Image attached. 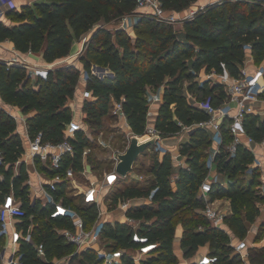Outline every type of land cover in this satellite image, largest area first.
I'll list each match as a JSON object with an SVG mask.
<instances>
[{
	"label": "trees",
	"instance_id": "1",
	"mask_svg": "<svg viewBox=\"0 0 264 264\" xmlns=\"http://www.w3.org/2000/svg\"><path fill=\"white\" fill-rule=\"evenodd\" d=\"M160 1L166 9L180 11L198 0ZM137 8L138 0H36L23 4L21 10L9 9L7 16L11 22L0 19V42L10 40L21 52L43 51L44 58L52 62L68 56L75 38H81L99 22L119 21L124 15L138 14L134 23L135 37L128 28L116 27L113 32L101 25L86 40L81 62L90 74L86 85L95 96L84 106L87 121L99 127L102 117L116 99L123 100L128 122L135 134L145 133L152 119L163 136L179 132L185 126L192 127L190 139L180 147L188 165L178 170L176 191L171 186V179L177 172L176 162L172 153L166 151L161 158L154 159L151 184L127 186L116 195V198H152L151 203L138 205L131 215L142 219L140 232L146 234L150 242H156L157 247L139 263L127 254L125 264L176 262L175 216L183 207L186 211L180 222L184 226L182 247L185 255H194L200 246L209 242L210 251L218 254L221 264H239L238 256H232L230 235L223 228L214 226L201 210L205 201L199 191L211 171L208 159L214 139L208 129L196 125L208 119L209 113L189 98L181 83L186 77L196 78L202 68L208 73H221L222 62L231 75L240 76L249 52L254 55L264 51V0L213 1L185 20L182 35L170 22L139 13ZM93 64L108 67L112 74H94ZM80 79L81 65L77 63L57 66L49 70L47 79L33 80L20 64L7 65L0 60L2 99L21 107L25 113L32 112L28 117L30 134L35 136L42 132L46 140L63 138V129L73 116L68 100L75 96ZM195 84L198 93L193 94L198 99L210 97L212 103L218 105L228 97L225 84L218 79L209 78ZM162 85L164 93L159 110L156 115H151L147 91ZM261 96L264 97V90ZM244 123L250 135L257 141L263 140L264 118L260 114L247 113ZM17 127L16 118L0 105V150L6 161L18 159L24 150ZM222 128L223 142L215 155L214 166L218 172L226 173L228 184L214 181L210 196L212 199H230L232 211L226 217V224L237 234V239H242L247 236L248 222H254L260 213L259 202H264V192L257 188L260 172L247 175L254 158L253 151L240 143L233 152L230 145L234 135L228 127V119ZM77 138L74 140L75 155L66 158L63 168L72 161L77 170L84 167V151L92 140L84 130L77 132ZM1 169L5 177L0 178V202L14 185L27 209L24 223L27 227L29 215H34L33 237L35 242L45 243L47 258L52 260L55 256L71 253L74 245L66 242L56 228L72 226V222L64 217L50 218L49 206L30 204L28 186H22L27 177L24 166L15 178L12 169L5 170L3 166ZM79 208L88 224L95 220L97 210L94 206L80 205ZM132 233L133 228L127 222H116L115 225L109 222L104 237L112 241L116 249L136 247L139 243L133 240ZM21 249L24 264H50L38 256L33 242L24 241ZM256 253L263 260L264 246L253 249L251 255ZM72 261L98 264L94 250L75 255Z\"/></svg>",
	"mask_w": 264,
	"mask_h": 264
},
{
	"label": "built area",
	"instance_id": "2",
	"mask_svg": "<svg viewBox=\"0 0 264 264\" xmlns=\"http://www.w3.org/2000/svg\"><path fill=\"white\" fill-rule=\"evenodd\" d=\"M205 6L200 5L197 8H190L185 20L193 17L197 11ZM11 8L21 10L22 6L17 3V0H0V19L11 22L6 14V9L9 10ZM138 8H141L147 14L165 19L168 22L177 21L178 19L177 12L166 9L160 0H138ZM128 25L129 15H124L119 20V27L127 28ZM87 38L84 37V41ZM32 52H21L18 50L12 57H0V60L6 62L7 65L20 64L33 80L38 78L47 79L51 69L50 65L52 64L30 61L28 55ZM222 66L223 71L218 73V80L225 84L228 97L224 102L215 105L210 97L198 99L193 96L195 104L209 113L208 119L202 120L196 125L208 129L212 133L213 139L220 143L223 141L222 124L228 119V127L234 135L230 145L231 150L233 152L236 151L238 144L244 143L254 153L253 161L247 169V175H251L255 171L264 175V152H258L252 147L253 144L259 143L264 149V138L262 141H257L247 132L244 123L245 115L255 111V103L259 100L264 90V64L258 66L254 71L242 68L240 76L231 75L224 62H222ZM201 71L206 72L205 68H202ZM209 78L210 74L207 78L204 77L199 80V82L202 83ZM93 98L95 96L92 89L85 85L84 89L81 90V101H76L75 99L72 106L73 116L63 129V138L58 141L46 140L42 132L32 136L25 112L19 114L10 108H6L17 120V131L23 139L24 150L21 156L13 162L6 161L4 154L0 150V178L3 179L5 177V172L1 169L2 166L5 170L12 169L13 178L21 174L24 166L27 177L22 181V186H28L30 204L40 203L43 206H49L48 214L50 218L64 217L72 222V226L57 227L56 230L66 242L74 245V250L63 256H55L52 260L47 258L45 243L35 242L33 237V229L36 226L34 215H29L28 220L30 222L26 227L24 222L27 216V209L24 207V199L16 193L14 185H12L11 190L4 195L0 202V264H24L22 262L21 249L24 241L33 242L38 256L50 262V264H76L72 261V257L87 250L96 252L98 264H125L124 257L127 254L136 263H139L156 249L157 243L150 242L148 236L140 232L142 219L131 215L138 205L151 203L152 198H142V196H118L116 198L115 196L110 198L109 201L106 200L108 191L119 185L120 181L126 177L116 170V166L119 162L118 154L126 150L129 142L123 151L115 153L113 165L104 169L98 175L93 172L94 168L89 167L87 164L88 147L84 151V167L82 169L77 170L73 161L63 168L66 158L70 157L71 159L75 155L74 140L78 139L77 132L84 130L91 139L93 138L91 131H89L90 129L85 128V124L88 121L87 112L84 108L86 101ZM114 111L127 119L123 100L114 99ZM149 114L152 115L151 110H149ZM19 121L23 124L20 123L19 125ZM191 127L185 126L184 129L190 132ZM145 133L159 134V138L154 144L157 145L161 152L165 153L171 150L164 144V136L154 124L149 122ZM218 150H215L209 156L208 165L211 169L214 167L215 155ZM170 152L172 153V151ZM173 157L176 159L177 165H187L181 154L173 155ZM177 181L178 174H175L171 179V186L174 191L178 189ZM213 188L214 181L209 178H206L201 183L199 195L205 201V205L201 210L214 226L223 228L231 237L229 226L227 227L226 224V217L229 215V211L217 205L216 199L211 198L210 192ZM63 190L64 193H62ZM141 198L144 200L142 201ZM80 205L94 206L96 208L97 215L92 223L88 224L86 222L80 211ZM113 208H121L126 213V219L122 222H127L132 226V238L139 243L138 246L116 249L112 246V241L104 237L107 223L111 222L115 225L116 222H121V220H109V214ZM231 245L233 247L232 256H238L242 264H255L250 259L251 252L255 248L264 246V239L258 240L255 237L251 240L247 237L237 241L231 239ZM195 264L221 263L218 254L210 251L201 253Z\"/></svg>",
	"mask_w": 264,
	"mask_h": 264
},
{
	"label": "rangeland",
	"instance_id": "3",
	"mask_svg": "<svg viewBox=\"0 0 264 264\" xmlns=\"http://www.w3.org/2000/svg\"><path fill=\"white\" fill-rule=\"evenodd\" d=\"M28 0H17V3L21 6H23V4H25ZM36 0H32V3H34ZM200 2H194L193 4H191L189 7L180 10V11H176L177 15H178V19L177 21H171L170 24L173 26V29L177 30L178 32H180V35H182V32L184 31V24H185V17H187L190 8H197V6H200L201 4H199ZM9 10L6 9V12H8ZM137 12L139 13H145L141 8H137ZM7 14V13H6ZM156 17V16H154ZM8 18H10V16H8ZM138 18V14L137 15H129V25H128V29L129 31H131V35L133 37L136 36V31L134 30V23L136 22ZM157 19H162L159 17H156ZM97 25H103L105 27L110 28L113 32L115 30L116 27H119V21L118 20H114V21H110V22H105V21H101L99 22ZM96 25V26H97ZM96 26H94L90 31L86 32L83 36H87V35H91V32L96 28ZM83 36L81 38H79V43H81V47H83L82 51L76 55V57H74L73 59L69 60V61H65V62H57L56 64L52 61V62H48L47 63H51L52 65H50L51 69H55L57 66H61V65H69V64H73V63H77L79 65H81V79H80V83H79V87L76 91V94L74 97H76L77 101H81V90L84 89V86L86 85V82L89 78V72L87 70L84 69L83 63L81 62V55L84 52V48H85V43L86 41H84ZM88 36V38H89ZM115 35H113L114 37ZM115 38V37H114ZM78 45V44H77ZM80 47V46H79ZM69 56V55H68ZM67 57V56H66ZM253 58V60L250 61V63L247 64H256L257 66H260L261 64H264V51L261 54H249L246 57V60L249 58ZM189 64L191 63V58L189 57L188 59ZM57 61V60H56ZM255 66V65H253ZM189 71L191 69V66L189 65L188 67ZM245 64H244V67ZM109 71V68L103 65H96L93 64L92 65V72L94 74H97L99 76H105L107 75V72ZM210 74V78L212 80H216L218 79V73L216 72H210V73H206L205 71H201L199 73V75L196 78H189L186 77L184 78V80L182 81V89L188 94L189 98L191 100L193 99V92L195 94L198 93V90L196 88V81L201 80L202 78H207V76H209ZM195 84L194 88L189 89L190 85ZM155 93L157 95H159V88L154 90ZM192 95V96H191ZM72 97V98H74ZM154 97L155 94H152L150 91H147V98L150 104L151 108H155V104H154ZM91 126V128H90ZM85 128L90 129L89 131H91L93 138L91 139L92 142L89 144L88 149H87V155H86V160L87 163L94 168L93 172L96 174H100L102 172V170L104 168H108L111 167L113 165L114 162V155L117 151H123L126 148V145L129 142V139L132 135V132L130 131V129L128 128V124H127V120L124 117H121L119 114L115 113L114 111V105H111V108L109 110V112L107 114H105L102 117V123L101 125L98 127L96 125H93L89 122H87L85 124ZM181 133L177 134L178 138L181 137L180 136ZM172 134H168L165 137H169ZM178 138L173 139V141H177ZM212 152H214V147H211ZM160 153L161 151L157 148L156 144H151L144 152H142L140 154V156L138 157V159L136 160L134 167L132 168V170L128 173V176H126L123 180L120 181V184L117 185L116 187L112 188L111 190L108 191L107 196H106V200L109 201L110 198L115 197L118 192H120L123 188L127 187V186H132V185H148L151 184V181L153 179V172H152V168H153V164H154V159L159 156L160 157ZM174 155H179L180 152L175 150L173 152ZM214 175V174H213ZM217 179H224L226 177V173H217L216 174ZM259 184L257 185V188L259 191L264 192V175L260 174L259 175ZM247 181H249V179L247 178ZM77 198V197H76ZM261 209H260V213L258 214L256 220L254 222H248V233H247V238H249V240H251L252 238H256V239H264V202H259ZM186 211V208L183 207L181 208L175 216V222L178 225V223H182L181 218L184 215ZM228 227V225H227ZM230 228V227H229ZM230 233L232 235V238H236L237 239V234L230 228ZM211 249V246H205V248ZM203 248V249H205ZM174 250L177 254V260L174 263H170V264H190V262L192 261V258L194 257V255L191 256H187L184 253V248H182L180 246V243L177 240V232L175 234V241H174ZM254 256V258H253ZM257 258V259H255ZM250 259L253 263L255 264H264V259L262 260L261 258L257 257V253L254 255H250ZM239 264H242V262L240 261Z\"/></svg>",
	"mask_w": 264,
	"mask_h": 264
},
{
	"label": "crops",
	"instance_id": "4",
	"mask_svg": "<svg viewBox=\"0 0 264 264\" xmlns=\"http://www.w3.org/2000/svg\"><path fill=\"white\" fill-rule=\"evenodd\" d=\"M213 1H216V0H198L197 2H200L199 4L201 5H207ZM26 3H32V0H28ZM134 15V14H133ZM97 26H101V25H97ZM96 26V27H97ZM89 35L85 36V37H88ZM90 37V36H89ZM83 39H84V36H83ZM12 41L10 40H5V41H1L0 42V57H4V58H10L12 57L16 51H18L15 46L14 47H11L10 44H11ZM78 44V45H77ZM81 43H79V38H75L74 40V43H73V47H72V50H71V53L69 54V56L67 57H64L62 59H59L55 62H53V64L57 63V62H65V61H69L71 59H73L74 57H76V55H78L77 53L82 49ZM80 46V47H79ZM28 58L30 61L32 62H39V63H47V60L44 58V55H43V51H38V52H32L31 54L28 55ZM74 60V59H73ZM253 60V58L251 57L250 59L248 58L247 60H245V67L249 70V71H254L258 66L256 64H247V63H250V61ZM75 61V60H74ZM255 65V66H253ZM244 67V66H243ZM112 74V71L111 69H109V71L107 72V75H111ZM149 91L152 93V94H155V97H154V106L155 108H150V110L152 111V115H156L158 110H159V107H160V104H161V101L163 99V91H164V85L160 86L159 87V95H157L155 93L154 90L152 89H149ZM75 98H69L68 100V105H70L71 107L74 105V102H75ZM77 101V99H76ZM77 104V103H76ZM0 105L4 108H10L12 110H14L15 112L19 113V114H23L24 111L21 107L17 106V105H13V104H10V103H6L1 95H0ZM152 107V106H151ZM255 113H258L261 115L262 118H264V97H260L259 100L256 101L255 103ZM25 115H27V118L30 117L32 115V112H29V113H25ZM86 115V114H85ZM127 120V124H128V128L130 129V131L132 132V135L135 134L128 122V119ZM154 119H152L150 121V124H154ZM20 123H22L21 121H19V125ZM23 124V123H22ZM155 125V124H154ZM180 134L181 137L178 138V135L177 134ZM175 138H178V140L175 142L173 141V139ZM190 139V132L189 130L187 129H183L179 132H176V133H173L171 136L169 137H165L164 136V144L167 145L172 151V153L177 150L180 152V147H181V144L185 141H188ZM223 142V141H222ZM222 142L219 143V141L217 140H214V144H213V147H214V150H217L219 149L220 145L222 144ZM253 148H255L258 152H261L263 153L264 152V149H263V146L259 143L257 144H253L252 145ZM181 154V152H180ZM179 154V155H180ZM164 155V152H161L160 153V158ZM174 155V154H173ZM181 157L182 159H184L185 161V164H187V159L185 156H183L181 154ZM175 162H176V159H175ZM88 164V163H87ZM188 165V164H187ZM89 167H91L89 164H88ZM181 166L177 165L176 163V174H178V170ZM32 168V166H31ZM109 168V167H108ZM106 169V168H104ZM103 169V170H104ZM102 170V171H103ZM217 173H221V172H218L217 168L214 166L208 177L209 179L213 180V181H216V182H221L225 185L228 184V180H227V177H225L224 179H217L216 177V174ZM214 174V175H213ZM222 174V173H221ZM98 175V174H96ZM124 189V188H123ZM142 198H148V199H151L150 196L146 197V196H142ZM141 200L143 201L144 199ZM138 201V200H137ZM216 204L217 205H220L222 208L226 209L229 211V214L231 213L232 211V207H231V201L229 198H226V197H219V198H216ZM145 204V203H144ZM125 212L124 210H122L121 208H113L112 211H110V214H109V220L110 221H116V220H121L124 221L126 218L125 216ZM229 229V232H230V228L228 227ZM176 232H177V240L178 242L180 243V246L182 247V237H183V234H184V226L182 223H178V225L176 226ZM231 234V233H230ZM231 239L233 241H237L238 239L236 238H232V235H231ZM210 243H206L205 245L203 246H200L199 249L197 250V252L195 253L194 257L192 258V261L190 262V264H195L198 256L201 254V253H205V252H210V249L209 247L208 248H205V246H209ZM183 248V247H182ZM205 248V249H203Z\"/></svg>",
	"mask_w": 264,
	"mask_h": 264
},
{
	"label": "water",
	"instance_id": "5",
	"mask_svg": "<svg viewBox=\"0 0 264 264\" xmlns=\"http://www.w3.org/2000/svg\"><path fill=\"white\" fill-rule=\"evenodd\" d=\"M99 26H97L92 32L91 35L94 34L96 29ZM90 35V36H91ZM11 47H14V43L11 42ZM159 138V134H150V133H144V134H133L130 137L129 144L125 151L120 152L118 154L119 162L117 163L116 170L123 176H127L128 173L132 170L134 167V164L140 154L144 152L151 144L156 143L157 139Z\"/></svg>",
	"mask_w": 264,
	"mask_h": 264
},
{
	"label": "bare ground",
	"instance_id": "6",
	"mask_svg": "<svg viewBox=\"0 0 264 264\" xmlns=\"http://www.w3.org/2000/svg\"><path fill=\"white\" fill-rule=\"evenodd\" d=\"M149 248H151V247H149Z\"/></svg>",
	"mask_w": 264,
	"mask_h": 264
}]
</instances>
